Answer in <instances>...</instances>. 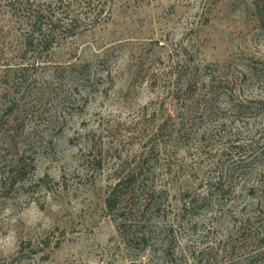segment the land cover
I'll return each instance as SVG.
<instances>
[{
  "label": "rangeland",
  "instance_id": "374dc122",
  "mask_svg": "<svg viewBox=\"0 0 264 264\" xmlns=\"http://www.w3.org/2000/svg\"><path fill=\"white\" fill-rule=\"evenodd\" d=\"M31 1L0 0V264H264V0H63L47 49Z\"/></svg>",
  "mask_w": 264,
  "mask_h": 264
},
{
  "label": "trees",
  "instance_id": "16d2710c",
  "mask_svg": "<svg viewBox=\"0 0 264 264\" xmlns=\"http://www.w3.org/2000/svg\"><path fill=\"white\" fill-rule=\"evenodd\" d=\"M99 1L94 4V0H88V6L93 5V7L99 5ZM34 0L29 2V20L32 32L36 33L37 41L43 43L45 49L50 46V39L53 34L61 29H71L75 27L79 21L82 12H77V10L70 9L69 4H64L63 0H43L42 2L33 4ZM101 7V6H100ZM109 9L107 13H109ZM99 12V9L97 13ZM142 174V170L139 172L125 173L121 175L115 184L112 186L108 196L105 199L106 209L112 213L116 211L120 217V222L118 226V231L123 236V238L129 244V241H140L147 242L150 233L149 229L146 227V223L143 221H130L127 219L128 214H131V210H126L125 208H120L122 199L128 195L129 191L134 190L136 183H138L137 176ZM153 193L151 190L150 194ZM150 198L152 196L150 195ZM258 254H255L254 260L248 259L247 264H257ZM261 264V263H259Z\"/></svg>",
  "mask_w": 264,
  "mask_h": 264
}]
</instances>
